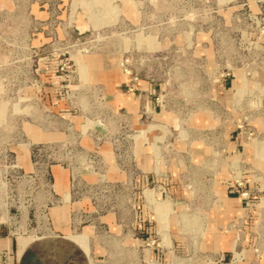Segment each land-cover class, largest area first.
<instances>
[{"label": "rangeland", "instance_id": "obj_1", "mask_svg": "<svg viewBox=\"0 0 264 264\" xmlns=\"http://www.w3.org/2000/svg\"><path fill=\"white\" fill-rule=\"evenodd\" d=\"M63 224L91 264H264V0H0V233Z\"/></svg>", "mask_w": 264, "mask_h": 264}, {"label": "crops", "instance_id": "obj_2", "mask_svg": "<svg viewBox=\"0 0 264 264\" xmlns=\"http://www.w3.org/2000/svg\"><path fill=\"white\" fill-rule=\"evenodd\" d=\"M66 224L61 235L42 236L31 243L0 233V264H91L85 236L70 233Z\"/></svg>", "mask_w": 264, "mask_h": 264}]
</instances>
